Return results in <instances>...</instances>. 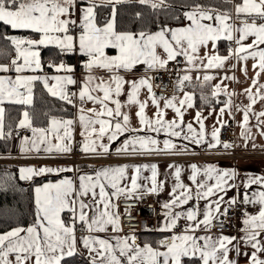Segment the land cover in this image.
I'll use <instances>...</instances> for the list:
<instances>
[{"label":"snow or ice","instance_id":"6c2138e0","mask_svg":"<svg viewBox=\"0 0 264 264\" xmlns=\"http://www.w3.org/2000/svg\"><path fill=\"white\" fill-rule=\"evenodd\" d=\"M77 0H0V24L13 30H29L39 38L5 36L15 50V56L8 64H0V72L14 71L15 78L0 75V105L5 101L15 104L31 105L32 92L35 82L43 83L50 95L58 97L68 104H73V98L78 95L80 101L78 122L81 127L80 135L84 138L81 151L88 155L100 156L110 151L109 145L113 141L118 142V137L124 133L151 130L164 131L170 137H181L190 140L196 145L205 141V126L201 113L197 112L199 131L187 124L188 133H183L182 119L184 106H192V94L185 92L182 99L157 97L153 91L152 77L147 74L138 80L127 81L120 74V70L131 71L137 65H145L147 70L165 68L169 61L183 56L189 65L204 69L222 68L226 61L235 58L245 61L249 57L257 62L254 68H259L256 77L264 72V23H257V19L264 20V0H242L235 5V23L233 16L228 11H218L195 5L189 11L184 12V17L189 21L186 26L177 28L162 27L156 32L117 31L116 4L123 0H106L112 7V18L100 24L96 16V0H86L78 11V20L73 19V11L76 10ZM141 4L151 3V0H139ZM163 3V0H160ZM153 8L158 5L151 3ZM139 15V13H137ZM205 21H210L206 23ZM251 21V22H249ZM75 33V34H73ZM253 37L251 43H245ZM221 39L232 41L236 47L229 48L228 55H199L201 48H206L210 43L213 49L216 42ZM54 46L61 54L76 52L87 57L83 67L87 76L81 83L78 93H69L68 86L75 85L77 81L72 73L73 67L61 61L59 64L50 62L57 75H26V72L36 73L42 71L40 49ZM106 49H115L116 55H108ZM163 50L165 56L159 53ZM206 61V62H205ZM94 69H103L110 73L108 79L97 77ZM246 73V69H243ZM59 73H64L60 75ZM234 78V77H233ZM210 75H204L203 81L212 80ZM191 77L184 75L178 79V86L183 87L185 81ZM257 85V79L252 80ZM128 85L127 102L122 104L119 97ZM147 89L151 103L156 106V118L150 119L145 114L148 101H142L140 93ZM264 84H260L255 92L252 88L245 89L250 103L243 108V120L241 125L245 131L249 120V113L253 112L252 106L257 99L264 101ZM221 91L231 97L232 93L227 88L217 84L213 87L211 95L217 96ZM203 98V97H202ZM163 101V108H161ZM90 102L93 107L85 108L83 105ZM112 105V106H110ZM129 105H137L136 116L139 118L141 129L130 127L129 114L123 109ZM114 106V107H113ZM231 99L225 103V108H231ZM240 106H237L239 110ZM171 108L181 123L177 120H165L164 109ZM224 108L220 114L223 115ZM4 113L0 107V137L4 136ZM259 124L264 125V111L254 113ZM76 121L72 119L58 120L52 118L49 127H34L32 117L25 110L17 125L18 128L30 129L32 137L25 136L22 140L21 151L43 150L45 153L67 154L72 151V130ZM223 123V121H220ZM179 129V130H177ZM219 128L212 133V140L208 142V148H214L221 143L219 140ZM10 134V133H9ZM264 135V129L261 130ZM107 140V143L104 140ZM30 145V147H28ZM230 147L227 142L223 145ZM255 146V145H254ZM188 150V146L177 145L172 139H165L163 147H159V141L151 136H130L116 149L117 155H135L152 152H170L181 154ZM128 165L116 167H104L95 169L93 174L79 175V184L76 185L72 178L65 177L55 183L49 182L35 188V219L32 224L25 227H13L9 231L0 233V264H61L64 256H71L76 251L77 237L76 224L86 227L88 235L81 237L84 246L90 253H94L91 264H181V258L187 256H199L202 264H236L229 258V252L237 237L227 235L195 236L189 234L202 228L210 231L212 223L219 215L226 214L227 209L221 213L223 198L212 199L217 193L224 192L236 176L234 170L218 169L214 165L204 168L203 176L207 179L198 180L201 168L196 164L191 165L192 175L189 179L195 184V197L197 200L208 201L203 212V219H199L197 212L189 209L187 213L173 212V208L187 204L192 199L193 189L181 181V168L175 167L176 183L172 189V199L163 204L167 211L165 216L167 223L165 230L176 227L177 220L184 216L189 222L183 233L173 234L171 237L158 242V248L145 242L143 246L137 243L134 235L112 236L115 243L109 239H102L92 233L105 232L111 226L112 232L120 231V217L113 211L115 205L111 197L125 196L126 198H139L137 196L141 185L137 182L141 166H135V173L131 175V185L121 186V180L126 175ZM142 167H149L143 165ZM151 168V187L147 192L155 193L164 187L163 181H157L156 165ZM73 171L71 168H21L20 179L31 180L33 176L44 173H63ZM79 171V169H75ZM214 180L215 183L207 181ZM252 184H264V177L249 176L243 187L247 189ZM113 191L109 193L106 189ZM178 192V194H177ZM245 203H258L259 212L255 215L245 214L243 220L244 235L240 238L253 249L249 258V264H264V259L259 258L264 253V191L253 193L252 197L244 196ZM235 204V199L228 202ZM100 205H103L101 210ZM68 211L72 214L71 223H66L62 213ZM91 211V215H89ZM203 241V243H198ZM160 248L164 250L161 251ZM235 250L239 252V248ZM14 256V260L10 257Z\"/></svg>","mask_w":264,"mask_h":264},{"label":"crops","instance_id":"0c3cea01","mask_svg":"<svg viewBox=\"0 0 264 264\" xmlns=\"http://www.w3.org/2000/svg\"><path fill=\"white\" fill-rule=\"evenodd\" d=\"M96 3H106V0H96ZM242 3V0H235V2L232 3V9L229 11L233 19L235 20V23L239 25L240 20L235 19V5ZM86 4V0H77L76 2V10L73 11V19L79 18V11L78 9ZM189 9H185V11H189ZM224 12V11H221ZM112 18V13L109 15L107 19ZM206 23H210V21H205ZM251 22V21H249ZM257 23H264V20L262 22H259L258 19L256 21ZM189 23L187 19L184 17V21L181 24L178 25H162L159 26L155 31H159L162 27H169V28H177L181 26H186ZM75 34V33H73ZM39 38V37H38ZM37 38V39H38ZM253 37H249L245 43H251ZM218 41H221L223 43L222 48L224 50L223 53L218 52ZM216 42V48L213 49L211 46V43L206 48H201L199 55L203 56L205 52H207L209 55L213 54H219L221 56L228 55L229 48H235L236 44L232 41H228L226 39H221ZM261 47H264L262 45ZM159 53L162 56H165L162 49L158 50ZM106 52L108 55H116L115 49H106ZM74 54H77L78 56H84L77 50L76 52H73ZM15 54L13 55L12 59L14 58ZM85 57V56H84ZM182 57V64H181V77L184 75H188L191 77L190 81H185L183 84V90L178 93H166V94H160L158 92L153 91L156 94L157 97L164 96L171 98L172 96L177 97V106H179V99H182L185 92L192 94V106L187 107L184 106L183 110V119H182V126H183V133L187 134V124L191 123L193 128L199 131L200 125L197 122L196 116L197 112L201 113V118L203 119V123L205 126V141L204 143L200 145H196L192 143L190 140L183 139V136L177 138V137H170L167 133L164 131L160 132H154L151 130H140L138 132H130V133H124L121 136L118 137V142L113 141L110 145V151L107 154H103L100 156H93L85 154L81 151V145L83 143V137L80 135L81 133V127L78 122V115H79V108L81 106L78 95L73 98V114L66 116L64 118H58V117H52L56 118L58 120H66V119H72L76 121V123L73 125L72 130V151L67 154H71L74 151L75 144H78V151L80 155V160L76 162V164L72 163H64V162H55V161H48V162H37V161H21L17 162V172L20 177V169L21 168H27V167H33V168H40V167H52V168H71L73 171H65L63 173H44L40 176H33L34 177H42L46 178L45 180L36 182L33 187L34 192V204H35V188L38 186H41L45 183H55L65 177L72 178L76 185L79 184V175L81 174H93L95 169H101L104 167H116V166H122V165H128L129 167L126 169V175L121 180V186H130L131 185V175L135 173V166H141L138 183L142 186L140 190L137 192V196L148 194L147 188L151 187V168L150 166L152 164L156 165L157 170V181H163L164 187L155 193H149L154 194L158 208L159 213L156 216V231H151L150 234H147L145 232L144 235H141V240H139V233H133V232H127V231H120L117 233H113L111 226H108L107 230L105 232H99V233H92L93 235H97L102 239H109L110 242L115 243L114 240H112V236H128V235H134L136 237V241L138 244L143 246L145 242L150 243L147 240V236L153 235V237H156L157 234H160L158 238H156V245L151 244L154 248L160 247L158 242L161 240H164L166 238L171 237L173 234H179L183 233L185 231V228L187 224L189 223L184 216H181L182 220V226L176 230H165V225L167 223V218L165 216L166 209L163 208V204L170 201L172 199V189L176 183L175 178V167H170V165L173 166H179L181 168V181L193 189V196L192 199L188 201L187 204L179 205L175 208H173V212H181V213H187L189 209H193L197 212V216L199 219H203V212L205 211V207L208 204L207 200L200 199L197 200L195 197V184L189 179V177L192 175V168L191 165L196 164L198 167L201 168V172L198 175L197 179H207L203 176L204 168L208 165H214L216 168L224 170H234L236 172V176L233 178V180L229 181V184L235 185L234 187L227 188L226 191L217 193L216 196H214L212 199H218L220 197L223 198V203L221 204V213L224 212L225 207L229 204L228 202L235 199V201L243 202L246 205L245 214L248 215H255L259 212L260 205L258 203H245L244 202V196L247 194L249 197L253 196V193H258L259 191H264V184H252L249 185L247 189L243 187V184L246 182L247 178L249 176H261L264 177V154H256L257 152H264V135H261V130L264 129V125H261L258 123L257 118L254 113H258L260 111H264V101L257 99L256 104L252 106L253 112L249 113V120L246 125V129L250 130L249 132H245V135H242V131H245L244 128L241 127V125L244 123L243 120V108L247 106L250 101L248 99V96L245 94V89L252 88L253 92L256 91L258 86L260 84H264V72L260 73V76L257 78L256 73L259 70V68H254L253 64L257 61L253 58L249 57L245 61H238L234 57L229 59L225 62L224 67L222 68H215V69H204L203 67L196 68L192 65H189L185 58ZM87 58V57H86ZM63 61V60H62ZM61 62V61H60ZM59 62V63H60ZM206 62V61H205ZM57 63V64H59ZM67 65H70L73 67L74 63H67L64 62ZM81 70L78 72V74L72 73L74 79L77 81L75 85H69L68 91L69 93H78L81 83L84 81L85 77L87 76V71L83 67V63L80 64ZM49 68V69H48ZM166 68V67H165ZM42 71H38L36 73L32 72H26V75H47L49 77L53 75H57L58 73L55 72V70L52 67H49V62H42ZM164 69V68H162ZM243 69H246V73ZM159 69H153V70H147V67L145 65H137L133 70L131 71H124L120 70V74L125 78L127 81L132 80H138L141 76L147 74L148 76L152 77V83L154 84V72ZM60 75H63L64 73H59ZM93 74L97 77H103L104 79H108L110 76V73L103 69H94ZM210 75L213 77L212 80L204 82L203 77L204 75ZM0 75H7L12 78H15L16 73L14 71L3 73L0 72ZM234 77V78H233ZM256 78L257 79V85L252 84V80ZM40 82V81H38ZM43 86V83L40 82ZM217 84H220L222 89L227 88V91L229 93H232V96L229 97L224 94L223 91H221L217 96L213 97L211 95L213 87ZM44 87V86H43ZM127 91H128V85H125L124 91H122L121 96L119 97L122 104H125L127 102ZM264 92V90H261ZM49 93V92H48ZM197 94V101L198 105H196L195 96ZM33 97V94H32ZM203 97V98H202ZM142 101L147 100V106L145 108V114L150 119H155L156 116V106L151 103V100L148 97L147 89H142L139 97ZM231 99V108H225V103ZM33 101V100H32ZM12 103L5 101L0 107H5V104ZM212 103V104H211ZM210 104V106H208ZM112 106V105H110ZM161 108H163V101H161ZM239 107V110L237 108ZM85 108L93 107V105L88 102L83 105ZM114 107V106H113ZM221 108H224L223 115L220 114ZM123 111L127 112L130 117V127L133 129H141V125L139 123V118L136 116V112L138 111L137 105H129L123 109ZM24 112V111H23ZM22 112V113H23ZM22 118V114L20 119ZM50 118L46 124L45 127H39V128H47L49 127V121L52 119ZM164 119L165 120H177L178 123H181L180 119L176 116V113L171 109H164ZM261 119H264L262 117ZM220 121H231L234 124V136L228 141L229 143H232L234 148L237 150L238 153L241 154L240 157L232 158L229 155V152L227 148H225L224 141H221L219 144L216 145L214 148H208V142L215 143V141L212 140L211 133L215 128H219ZM19 123V122H18ZM34 126V125H33ZM36 127V126H34ZM179 130V129H177ZM27 136L29 138L32 137V132L30 129L25 128H17L16 132L12 133L11 136V148L9 152L1 153L3 155H11L13 156H19L21 158L26 157H56L59 155L64 154H57L52 153L48 154L45 153L43 150H41L39 153L36 151H21L22 147V140L23 138ZM130 136H151L152 138L159 141V147H163V141L165 139H172L173 142H175L177 145H187L188 150L181 153V154H173L170 152H152V153H144V154H135V155H117L116 149L123 144L124 140L129 139ZM105 143H107V140H104ZM255 145V146H254ZM30 147V145H28ZM206 154L205 157H200V155ZM213 155V156H212ZM87 157V158H86ZM143 165H148L149 167L145 168L142 167ZM75 169H79V171H75ZM32 178V179H33ZM31 179V180H32ZM208 183H215L214 180L207 181ZM109 193L113 191L110 187L106 189ZM178 194V192H177ZM121 198H126L125 196L121 195L118 197H111V202L115 205V208L113 209L114 212L117 213V201ZM135 198V197H134ZM101 210H103V205H100ZM36 210V206H35ZM70 216L68 217V220H66L63 215L62 218L65 220L66 223H71L72 220V214L68 211H65ZM63 214V213H62ZM91 211H89V215H91ZM222 215V214H221ZM219 215V217L221 216ZM218 217V218H219ZM245 219V215L243 218L239 219L236 222L235 228L232 231H224V232H214L212 229L210 231H205L202 228H198L195 230V232H190L189 234L195 235V236H204V235H212L213 237H217L219 235H227L230 237H237V240L234 241V245L232 246V249L229 252V258L236 261V264H249V258L251 256V253L253 249L250 245L245 244L240 238L244 235L242 229L245 227L243 224V220ZM80 224V223H79ZM82 226V230H78L76 228L75 235L77 237V245H76V251L74 253H78L80 255L86 256L90 258V262L92 259V256L94 253H90L89 250L84 246L83 241L81 237L88 235V231L85 226ZM9 231V230H8ZM6 232V231H5ZM3 233V232H1ZM143 233V232H142ZM149 233V232H148ZM138 234V235H137ZM264 238V237H261ZM198 243H203V241H198ZM239 248V252L235 250V248ZM161 251H163V248H160ZM259 258L264 259V253L258 254ZM187 257H195L199 259V256H187ZM14 260V256L10 257ZM185 258L182 257L181 260ZM200 264L202 262L200 261Z\"/></svg>","mask_w":264,"mask_h":264},{"label":"trees","instance_id":"16d2710c","mask_svg":"<svg viewBox=\"0 0 264 264\" xmlns=\"http://www.w3.org/2000/svg\"><path fill=\"white\" fill-rule=\"evenodd\" d=\"M233 2L235 0H163V3L157 4L158 6L153 8L151 4H141L135 0L123 1L115 5L116 27L117 31L151 32L162 25L181 24L184 21V10L197 4L204 8L229 12L232 9ZM112 7L111 4H97L96 16L100 24H103L112 13ZM11 35L38 38L36 34L29 30H13L0 24V64L10 63L15 54L10 41L5 39V36ZM222 45L223 43L218 41L219 53L224 52L221 49ZM40 52L43 63L48 61L57 64L62 60L67 63H74L76 60L73 52L62 55L54 46L42 47ZM32 94L33 101L31 105L5 104L4 136L0 137V154L10 151L11 136L13 132L17 131V125L23 111L27 110L29 112L32 123L36 127H45L52 117L64 118L73 114L72 104L50 95L38 81L33 85ZM195 101L198 105L197 94ZM45 179L34 177L32 180H22L18 175L17 165L0 163V233L18 226L26 228L33 223L36 213L33 187L36 182ZM62 215L66 220L70 216L67 212ZM76 228L78 230L83 229L79 223L76 224ZM148 232L147 234H150L151 231ZM137 233H139V240H141V235H144L145 232ZM152 234L147 236V240L156 245V238L160 234H157L156 237H153L154 233ZM61 264H91V262L87 261L85 256L73 253L71 256H64ZM181 264H200V261L195 257H185L181 260Z\"/></svg>","mask_w":264,"mask_h":264},{"label":"built area","instance_id":"2783aa9c","mask_svg":"<svg viewBox=\"0 0 264 264\" xmlns=\"http://www.w3.org/2000/svg\"><path fill=\"white\" fill-rule=\"evenodd\" d=\"M259 22L263 20L258 19ZM65 54V53H64ZM62 54V55H64ZM75 63H78V67L75 68L73 73L76 75L81 70L80 64L87 58L84 56H78L75 54ZM63 62H65L63 60ZM181 64L182 57H177L176 60L169 61L166 68L159 69L154 72V84L153 88L155 92L160 94L166 93H178L183 90V87L178 86V79L181 77ZM219 138L221 141L227 142L230 147L227 149L229 155L232 158L240 157L241 154L236 153L232 143L228 141L234 136V124L231 121H225L219 126ZM264 153V152H263ZM205 157V155H200ZM78 151V144H75L74 151L71 154L62 155L59 157H39L33 160L31 157L26 158H14L11 155L0 154V163H17L21 161H37V162H64L76 164L80 160ZM139 198H121L117 201V213L120 217L121 231L127 232H148L156 231V216L159 213V208L154 194H145L138 196ZM226 214H222L217 220H214L211 229L214 232L232 231L236 225L238 219L243 218L245 215L246 205L243 202L237 201L235 204H228ZM182 226L181 218L177 220L176 227L173 231L178 230Z\"/></svg>","mask_w":264,"mask_h":264},{"label":"rangeland","instance_id":"374dc122","mask_svg":"<svg viewBox=\"0 0 264 264\" xmlns=\"http://www.w3.org/2000/svg\"><path fill=\"white\" fill-rule=\"evenodd\" d=\"M123 1H129V0H123ZM135 1H139V0H135ZM151 3H156V4H161L160 0H151ZM151 3H148V4H151ZM78 63H75L73 64V69L75 70L76 67H78L77 65ZM233 123V122H232ZM237 151V150H236ZM238 153V152H236ZM239 154V153H238ZM256 154H264L263 152H257ZM66 155V154H64ZM205 156H207L206 154H204ZM59 156H62V155H59ZM59 156H56V157H59ZM213 156V155H212ZM14 158H19V156H13ZM38 157H34L33 160H36ZM87 158V157H86ZM17 165L16 163H10L9 165ZM127 199V198H125ZM237 202V201H236ZM118 214V213H117ZM119 215V214H118ZM235 228V227H234ZM86 257V256H85ZM86 260L90 262V258L89 257H86Z\"/></svg>","mask_w":264,"mask_h":264},{"label":"bare ground","instance_id":"6f19581e","mask_svg":"<svg viewBox=\"0 0 264 264\" xmlns=\"http://www.w3.org/2000/svg\"><path fill=\"white\" fill-rule=\"evenodd\" d=\"M149 194V193H148ZM215 220H217V219H215ZM121 229V228H120ZM135 234V233H134ZM138 235V234H137Z\"/></svg>","mask_w":264,"mask_h":264}]
</instances>
